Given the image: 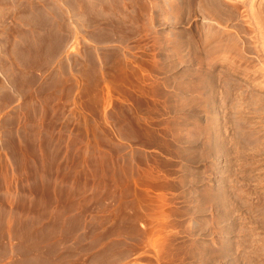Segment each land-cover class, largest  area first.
<instances>
[{
	"label": "rangeland",
	"instance_id": "374dc122",
	"mask_svg": "<svg viewBox=\"0 0 264 264\" xmlns=\"http://www.w3.org/2000/svg\"><path fill=\"white\" fill-rule=\"evenodd\" d=\"M69 1L43 81L47 36H0V245L264 264V0Z\"/></svg>",
	"mask_w": 264,
	"mask_h": 264
},
{
	"label": "crops",
	"instance_id": "0c3cea01",
	"mask_svg": "<svg viewBox=\"0 0 264 264\" xmlns=\"http://www.w3.org/2000/svg\"><path fill=\"white\" fill-rule=\"evenodd\" d=\"M118 1L124 3L126 0ZM87 2L97 4V0H87ZM69 3V0L0 1V36L4 37L6 43H12L11 31L14 28L32 27L36 30L40 29L39 33L47 36V49L45 48L47 54L44 55L46 69L36 73V75H41V81H43V76L55 71L61 60L66 39L64 38L59 45H57V41L60 37L59 29L68 26V13L71 10ZM99 3L104 4L105 0H99ZM14 42L18 44L21 39L16 37ZM22 249L27 251L28 247H4L0 245V264H27V254L22 253ZM35 250L34 258H36L37 263L48 261L52 264L54 262V258L49 253L57 250L56 247H35ZM115 264H125V262L117 261Z\"/></svg>",
	"mask_w": 264,
	"mask_h": 264
}]
</instances>
